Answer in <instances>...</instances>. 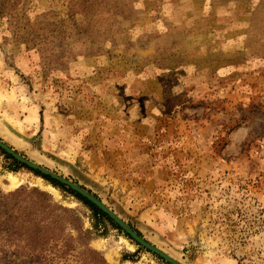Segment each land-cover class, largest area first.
I'll return each instance as SVG.
<instances>
[{
	"label": "rangeland",
	"instance_id": "1",
	"mask_svg": "<svg viewBox=\"0 0 264 264\" xmlns=\"http://www.w3.org/2000/svg\"><path fill=\"white\" fill-rule=\"evenodd\" d=\"M0 137L186 264H264V0H0ZM10 164L92 231L47 264H170Z\"/></svg>",
	"mask_w": 264,
	"mask_h": 264
},
{
	"label": "trees",
	"instance_id": "2",
	"mask_svg": "<svg viewBox=\"0 0 264 264\" xmlns=\"http://www.w3.org/2000/svg\"><path fill=\"white\" fill-rule=\"evenodd\" d=\"M0 150L11 160L10 170L28 167L1 147ZM36 171L86 203L93 210L98 222L107 219L116 228L121 229L108 214L86 197L51 176ZM80 221L73 210L55 203L48 193L38 189L28 192L20 188L9 193L0 192V264H9L5 255L9 252L15 257L12 264H16V256H24L31 264H47L53 259L50 258L53 250L59 257L67 258L75 245L83 243L88 246L92 238V231L84 229L82 224H79ZM69 226L77 232L76 237L67 234ZM98 226L99 223H95V228ZM135 231L142 236L138 230Z\"/></svg>",
	"mask_w": 264,
	"mask_h": 264
},
{
	"label": "water",
	"instance_id": "3",
	"mask_svg": "<svg viewBox=\"0 0 264 264\" xmlns=\"http://www.w3.org/2000/svg\"><path fill=\"white\" fill-rule=\"evenodd\" d=\"M0 147L4 149L7 153L11 154L14 158L19 160L20 162L29 166L30 168L38 170L44 175L51 176L53 179H56L59 182L69 186L76 192L86 197L88 200L94 203L97 207H99L102 211L108 214L133 240H135L137 243H139L146 249L156 253L157 255L162 257L164 260H166L170 264H186L180 261L179 259H177L176 257L172 256L171 254L167 253L166 251L162 250L161 248L155 246L154 244L146 240L144 237L140 236L138 232L135 231L134 228L131 225H129L119 214H117L103 200L98 198L96 195L91 193L86 188L58 174L57 172L45 166H42L41 164L27 158L26 156L22 155L19 151H17V149H15L14 147L6 143L1 137H0Z\"/></svg>",
	"mask_w": 264,
	"mask_h": 264
},
{
	"label": "crops",
	"instance_id": "4",
	"mask_svg": "<svg viewBox=\"0 0 264 264\" xmlns=\"http://www.w3.org/2000/svg\"><path fill=\"white\" fill-rule=\"evenodd\" d=\"M215 8H216V6H215ZM204 10V12H209V11H211V10H213L212 9V7L210 6V7H208V9H203Z\"/></svg>",
	"mask_w": 264,
	"mask_h": 264
},
{
	"label": "flooded vegetation",
	"instance_id": "5",
	"mask_svg": "<svg viewBox=\"0 0 264 264\" xmlns=\"http://www.w3.org/2000/svg\"><path fill=\"white\" fill-rule=\"evenodd\" d=\"M49 176V175H48ZM135 230V229H134ZM139 234V233H138ZM141 236V235H140Z\"/></svg>",
	"mask_w": 264,
	"mask_h": 264
}]
</instances>
